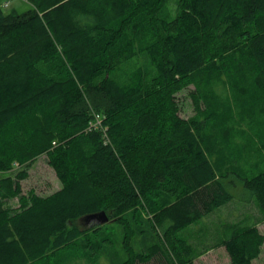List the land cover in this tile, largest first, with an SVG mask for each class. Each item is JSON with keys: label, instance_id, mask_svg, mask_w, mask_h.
<instances>
[{"label": "trees", "instance_id": "trees-1", "mask_svg": "<svg viewBox=\"0 0 264 264\" xmlns=\"http://www.w3.org/2000/svg\"><path fill=\"white\" fill-rule=\"evenodd\" d=\"M5 1L0 264H35L78 241L91 249L87 258L111 264H195L178 232L237 199L239 188L264 212V162L247 172L233 157V167L204 137L239 127L222 100H251L240 121L250 130L264 123V0H179L173 19L164 15L169 0H27L25 12ZM191 87L202 118L182 116L178 94ZM96 116L102 125L89 131ZM43 155L61 188L17 211L5 206ZM102 211L112 222L83 229ZM225 229L219 245L231 264H252L264 244L257 225Z\"/></svg>", "mask_w": 264, "mask_h": 264}, {"label": "rangeland", "instance_id": "rangeland-1", "mask_svg": "<svg viewBox=\"0 0 264 264\" xmlns=\"http://www.w3.org/2000/svg\"><path fill=\"white\" fill-rule=\"evenodd\" d=\"M178 2L179 0H169L164 15L169 16L170 19L175 18L179 12ZM4 6L6 7V10L16 8L19 12H25L29 9L27 0H6ZM144 63L145 59L141 57L137 65L135 62L129 64L124 71H121L119 76L123 79L122 77H126L127 72L142 66ZM193 89L194 88L191 87L189 90H184L182 93L178 94L179 100L182 101V116H184V118H202V115L198 114L195 109L193 100L189 97V93ZM251 102L252 101L250 100L249 102L243 101L242 103V100H240L238 105L234 104V100H222V102H217L222 112H232L231 116L233 120L229 119V123L234 121V123L231 124L236 125V122H239L237 123L239 127L231 130L230 134L228 133L230 138H226L221 135L218 130L213 128L204 130V137L207 142L213 144L217 143L218 147H224L226 149L222 156L226 163L236 167L237 164L232 159L234 157L236 160H239L240 164L243 162L242 166L247 172L258 169L259 165L264 162V123L260 121L257 130H250L246 127L247 125L245 122L243 123L240 121L241 113L244 112V110L247 113L249 111L248 108L252 107ZM203 107L204 106H202V108ZM230 107H232V109H230ZM95 121H97L96 117H94V122ZM227 141H229V144H227ZM229 145H231V150H229ZM23 167L24 166L20 163L15 162L12 172L18 173ZM28 170L29 176L21 181V187L23 190L22 194L6 201L5 206L12 210L17 211L22 205H24V202L27 199L29 200L33 196H49L61 187V183L59 182L54 169L48 164L46 155L39 157L32 163ZM234 193L237 195V199L233 200L229 207H224L223 209L198 220L192 227L183 229V237L188 239L187 241L191 243L198 255L196 263L217 264L218 262V264H231V260L228 261L225 254H221L220 252H214L212 255H208V259L206 260L202 258L206 255L205 253L208 250L205 248L215 247V249H218V247H222L219 245L220 239H224L226 233L223 231L221 224L226 221L235 223L243 222L246 225H257L259 232L264 236V212L259 207L257 200L254 197L250 198V195H248L249 200L243 201L247 195L241 191V188ZM96 223L95 220L87 221L86 225L83 226V229L88 230ZM119 227L120 226L116 225L117 230ZM151 234L155 236L153 231H151ZM122 237L121 234L117 235V245L115 247L116 253L121 259L127 257ZM155 238L156 241H158L156 236ZM84 250L87 251L91 249L87 248ZM84 250L78 241L75 245L60 250L56 255L47 257V260L44 259L41 263H38L39 261H37L35 264H111L110 260H108V256H100L99 259L94 260L92 258H87V252ZM252 264H264V244L261 248L259 257L254 259Z\"/></svg>", "mask_w": 264, "mask_h": 264}, {"label": "crops", "instance_id": "crops-1", "mask_svg": "<svg viewBox=\"0 0 264 264\" xmlns=\"http://www.w3.org/2000/svg\"><path fill=\"white\" fill-rule=\"evenodd\" d=\"M61 188V187H60ZM59 188V189H60ZM58 189V190H59ZM229 205H230V203L229 204H227V205H225L224 207H229ZM224 207H222V208H220V209H218L217 211H219V210H221V209H223ZM216 212V211H215ZM214 212V213H215ZM213 214V213H212ZM211 215V214H210ZM205 217H207V216H205ZM204 217V218H205ZM227 222V223H226ZM225 223H222L221 224V227H222V229H223V231L225 232V225H227V224H233V223H235V222H231V221H226ZM193 226V224L192 225H190L189 227H192ZM183 231L184 230H182V231H180V232H178L177 233V236L179 237V238H183V239H186V238H184L183 237V235H182V233H183ZM226 233V232H225ZM186 240H188V239H186ZM221 240H223V239H220V241ZM191 244V243H190ZM205 249H208L207 251H206V255H204L202 258L203 259H208L207 258V256L208 255H212V253H214V252H220L221 254H225V257H226V259L228 260V261H230V257H229V255H228V253H227V251H226V249L222 246V247H218V249H215V247H207V248H205ZM58 253V252H57ZM49 256H52V255H48L47 257H49ZM47 257H45L44 259H46ZM44 259H42V261L40 260L38 263H41V262H43L44 261ZM47 260V259H46ZM197 261V260H196ZM196 261H195V264H199L198 262L196 263ZM231 262V261H230ZM204 263V262H203ZM217 264H218V262H217Z\"/></svg>", "mask_w": 264, "mask_h": 264}, {"label": "water", "instance_id": "water-1", "mask_svg": "<svg viewBox=\"0 0 264 264\" xmlns=\"http://www.w3.org/2000/svg\"><path fill=\"white\" fill-rule=\"evenodd\" d=\"M85 219L87 221H94L95 220L97 222L96 224H98L100 226H103L109 222H112V221H110L108 215L104 211L88 215Z\"/></svg>", "mask_w": 264, "mask_h": 264}, {"label": "built area", "instance_id": "built-area-1", "mask_svg": "<svg viewBox=\"0 0 264 264\" xmlns=\"http://www.w3.org/2000/svg\"><path fill=\"white\" fill-rule=\"evenodd\" d=\"M6 5H7V3H6ZM96 120L97 121H95L94 122V120L90 123V127L88 128V130L89 131H91L92 129H94V128H100L101 127V125H102V121H101V119H100V116H96ZM107 142H108V140H107Z\"/></svg>", "mask_w": 264, "mask_h": 264}]
</instances>
